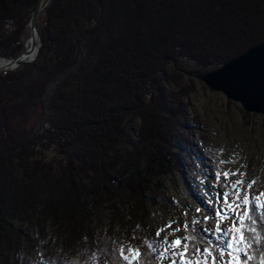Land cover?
<instances>
[{
    "label": "trees",
    "instance_id": "obj_1",
    "mask_svg": "<svg viewBox=\"0 0 264 264\" xmlns=\"http://www.w3.org/2000/svg\"><path fill=\"white\" fill-rule=\"evenodd\" d=\"M9 1L5 57L24 48L38 2ZM42 11L35 59L0 71V264H124L120 244L147 251V205L182 165L176 66L205 72L263 41L264 0H44Z\"/></svg>",
    "mask_w": 264,
    "mask_h": 264
},
{
    "label": "rangeland",
    "instance_id": "obj_2",
    "mask_svg": "<svg viewBox=\"0 0 264 264\" xmlns=\"http://www.w3.org/2000/svg\"><path fill=\"white\" fill-rule=\"evenodd\" d=\"M43 7L44 1L36 17V26L42 21ZM29 20L30 17L23 36L24 48L30 33ZM38 38L39 50L41 43L39 36ZM14 56L0 55V59H10ZM29 62L3 71L15 70ZM172 67L173 65L168 64L165 69L170 72ZM176 68L181 71L182 75L177 78L182 79L181 83L175 79L168 86H171V91L176 93L186 91L183 97L186 106L182 120L184 126L179 129L181 130L179 135L176 134V140L173 137L178 149L182 147L184 150L180 155L182 165L178 166L179 170H173L164 177L163 186L157 193V198L153 195L150 204L147 205L148 216L144 220L147 229L142 240H149V242L157 239L163 241L165 236H168L171 241L177 235L189 234L183 231L185 222L188 223L190 231L194 228L203 229L215 223L213 219L206 225L202 217L213 214L219 207L216 203L220 199L217 193H222L224 188L222 182L216 183L214 173L217 170L244 173L243 177L237 174L230 179H242V188L248 189L250 197L264 192V115L247 112L239 102L228 99L220 91L210 89L202 80L195 77L194 72H204L199 71L196 64L182 61ZM220 160H231L232 163L220 165ZM249 182H254L251 188H248ZM214 184L216 187H212ZM209 200L213 202L211 205L208 203ZM198 206L202 209L200 213L195 212ZM186 212L187 215H185ZM253 215L260 220V213H253ZM194 219L200 223L193 225ZM169 221L173 222L172 228L180 227L181 231L172 232V228H166L165 225ZM230 223L231 220L225 221L221 227L227 228ZM257 227L259 228V224ZM157 229H162L158 238L155 237ZM201 235L205 240L219 242L211 232L207 234L201 232ZM204 246L206 244L200 245L201 248ZM162 264H168V260H164Z\"/></svg>",
    "mask_w": 264,
    "mask_h": 264
},
{
    "label": "snow or ice",
    "instance_id": "obj_3",
    "mask_svg": "<svg viewBox=\"0 0 264 264\" xmlns=\"http://www.w3.org/2000/svg\"><path fill=\"white\" fill-rule=\"evenodd\" d=\"M225 163H232V161H219L220 165ZM237 174L244 176L242 172L237 173L230 170L223 172L217 170L214 173L216 183L221 184L222 182L224 190L222 193H217L220 197L216 201L219 207L214 210L213 214L202 217L206 225L213 219L214 224L190 231L188 223L185 222L183 231L189 234L177 235L171 241L168 236H165L163 241L145 240L146 252L133 246L125 249L121 243L118 249L119 260L124 264H157V262L162 264L164 260H168V264H264V222H261L264 221V199H262L264 192L250 197L248 189L242 188V179H230ZM252 183L254 182L248 183V188L252 187ZM208 203L211 205L213 202L209 200ZM201 211L199 206L195 209L196 213ZM253 213H260V220ZM228 220H231V223L227 228H222L221 225ZM172 223L169 221L165 227L172 228ZM199 223L200 221L195 219L192 221L193 225ZM161 231L162 229H157L155 237L158 238ZM180 231V227L172 228V232ZM201 232L204 234L211 232L219 242L205 240ZM132 239L136 237L133 236ZM113 243L116 242L113 241ZM201 244H206V246L201 248ZM257 254L259 255L258 260Z\"/></svg>",
    "mask_w": 264,
    "mask_h": 264
},
{
    "label": "water",
    "instance_id": "obj_4",
    "mask_svg": "<svg viewBox=\"0 0 264 264\" xmlns=\"http://www.w3.org/2000/svg\"><path fill=\"white\" fill-rule=\"evenodd\" d=\"M43 1L38 0L30 16L28 40L37 35L36 17ZM38 47L32 41L13 58L0 59V70L32 61ZM194 75L210 89L220 91L228 99L239 102L245 111L264 115V40L247 47L221 65L203 73L196 71Z\"/></svg>",
    "mask_w": 264,
    "mask_h": 264
},
{
    "label": "bare ground",
    "instance_id": "obj_5",
    "mask_svg": "<svg viewBox=\"0 0 264 264\" xmlns=\"http://www.w3.org/2000/svg\"><path fill=\"white\" fill-rule=\"evenodd\" d=\"M6 1V0H5ZM9 1V0H8ZM241 1V0H240ZM9 2H12L13 3V1H9ZM54 2H55V0H54ZM100 2V1H99ZM7 4V3H6ZM1 5V4H0ZM9 5V4H8ZM7 5V6H8ZM13 5V4H12ZM21 5V4H20ZM53 6V5H52ZM9 7V6H8ZM14 9V8H13ZM5 11V10H4ZM8 12H10V11H8ZM15 13V12H14ZM2 14H4L3 12H2ZM15 15V14H14ZM48 17H49V15H48ZM4 18V17H3ZM14 23V22H13ZM16 24V23H15ZM37 27V26H36ZM68 30V29H67ZM102 32V31H101ZM36 33H37V35L35 36V37H33L31 40H28V41H26V47H28L29 45H30V43H32V41L34 42V45L37 47L38 46V40H39V38H38V30H37V28H36ZM54 34V33H53ZM72 34V33H71ZM19 36V35H18ZM14 37V36H13ZM44 40V39H43ZM50 40V39H49ZM20 43V42H19ZM59 43V42H58ZM192 46V45H191ZM25 49V48H24ZM197 52V51H196ZM179 54V53H178ZM202 57V56H201ZM219 57V56H218ZM217 57V58H218ZM83 60V59H82ZM160 61V60H159ZM200 61H202V60H200ZM159 64V63H158ZM83 66V65H82ZM157 67V66H156ZM80 68V67H79ZM39 70V69H38ZM3 71V70H2ZM15 72V71H14ZM89 78V77H88ZM2 80V79H1ZM3 81V80H2ZM13 85V84H12ZM17 87V86H16ZM13 88V87H12ZM70 88V87H69ZM14 89V88H13ZM15 90V89H14ZM51 92V91H50ZM5 93V92H4ZM7 93V92H6ZM20 93H22V92H20ZM29 94V93H28ZM50 96V95H49ZM1 97V96H0ZM61 99V98H60ZM145 102V101H144ZM23 104V103H22ZM27 104V103H26ZM19 107V106H18ZM79 110V109H78ZM128 113V112H127ZM38 122V121H37ZM79 125V124H78ZM140 137H141V135H140ZM121 148V147H120ZM52 151V150H51ZM125 154V153H124ZM145 161V160H144ZM146 165V164H145ZM144 166V165H143ZM131 196V195H130ZM51 215V214H50ZM13 223V222H12ZM127 226V225H126Z\"/></svg>",
    "mask_w": 264,
    "mask_h": 264
}]
</instances>
